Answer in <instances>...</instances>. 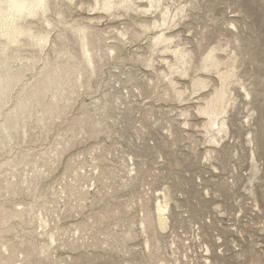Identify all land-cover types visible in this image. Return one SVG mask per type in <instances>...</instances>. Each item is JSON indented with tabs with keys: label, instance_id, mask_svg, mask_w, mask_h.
<instances>
[{
	"label": "rangeland",
	"instance_id": "374dc122",
	"mask_svg": "<svg viewBox=\"0 0 264 264\" xmlns=\"http://www.w3.org/2000/svg\"><path fill=\"white\" fill-rule=\"evenodd\" d=\"M174 2L175 7L171 8L173 12H178L177 6L180 8L188 2L192 3V7H188L187 18L178 26L170 24L174 26L173 29L166 31L171 36V49L154 54L149 47L155 33L168 26L152 29L138 37L137 33L142 32L139 21L147 20L152 25L155 18L162 20V9L150 10L146 3V15L142 9L122 17L104 13L99 29L102 33L106 32L103 33L106 44H115L117 39H122L118 28L127 27L128 31L127 38H124L125 44L118 55H114V61L101 63L104 66L101 65L102 70L92 77L91 88L75 87L70 88L69 93L65 92L67 98L77 100L67 117L56 119L55 115L46 116L49 118L48 126H44L45 123L39 125L36 118L41 116V108H38L27 120L28 134L22 145L13 141L12 152H7L5 146L8 141L2 140L5 145L1 146L3 150L0 151V179L9 180L15 173L17 178L14 181L23 180L25 193L11 202H7L9 198L0 201L12 207L17 204L19 209L21 206L33 207L34 211L28 219L31 220L33 216L36 219V222L32 219L31 225L16 221L18 236L35 242L37 240L43 246L48 239L47 234L57 227L59 238L53 246L51 244L52 261L43 259L45 264H160V258L166 264H264V0H169L167 3L173 5ZM86 5L71 4L74 10L72 17L76 18H73L74 21L80 20L79 16L82 19L95 15L89 4ZM43 20L33 21L38 23L39 28L41 24L44 28ZM61 32L58 29L52 36ZM67 33L75 41L71 29H67ZM218 47L222 50L216 54L224 58L226 63L232 60L231 57L236 58L240 83L233 85L237 107L227 117L231 123V136L226 144L221 145L223 147H219L221 152L210 159V153H207L210 140L203 133L200 121L205 117L199 115L198 107L205 103V98L216 90L219 83L217 74L205 73L199 67L205 56ZM33 48L39 52V47ZM25 49L31 50L29 47ZM180 49L193 52V71L186 77L175 75L179 79L178 88L185 92L182 100L175 101L164 97L165 85L154 87L152 84L153 88L151 83L163 78L162 72H170L164 60L175 62L177 56L174 53ZM104 51L108 50L104 48ZM147 60H153V63H147ZM16 66L20 68L21 65ZM222 69L225 70L226 66H222ZM199 74L208 76L212 84L196 93L193 80ZM25 75L24 83L13 92V100L6 106V114L17 104L23 88L39 78L36 71L26 72ZM154 78H157L156 81ZM164 80L167 83V79ZM74 91L77 93L72 95ZM188 106L192 115L188 117L189 124L183 115ZM83 114L91 116V124L80 134L74 133L71 129L75 130L76 119L82 120ZM251 118V128L241 130L238 127ZM94 119L104 122L97 125L101 131L92 124ZM3 121L4 118H1L0 124ZM253 136L257 137L254 144L251 141ZM65 145L67 150L60 162H56L58 152L54 151L55 148ZM249 148L255 149V160L260 170L254 184ZM23 154L36 155L37 160L42 159L41 164L34 167L33 164L20 161L19 155L22 157ZM102 156L105 160H102L100 170L95 159ZM13 167L17 168L16 172ZM36 169L43 176L38 175ZM102 171H106V175L109 173V181ZM112 171L114 177L110 176ZM78 176L83 177L78 180ZM35 182H38L37 192L32 194ZM69 182L72 186L75 184L76 192H79L78 189L88 192L83 202L85 207L80 208L78 213L71 209V206H77L78 199L74 197V201L71 196ZM77 184L80 185L77 187ZM125 184L129 187L125 188ZM252 188L255 195L250 191ZM147 196H150L154 206L169 202L171 208L167 214V228L162 230L156 224L160 237V258L154 255L156 245H147L148 234L144 233L140 224ZM36 208L41 209L40 213ZM113 209H121L126 214L111 217ZM38 219H48V227H40L42 221L40 223ZM87 222L90 226L81 231L82 225ZM112 231L114 235L110 238L108 236ZM130 232L133 238L124 242V236ZM107 237L110 238L109 243ZM76 241L82 243L81 247L71 245ZM207 248L209 253L206 252Z\"/></svg>",
	"mask_w": 264,
	"mask_h": 264
},
{
	"label": "bare ground",
	"instance_id": "6f19581e",
	"mask_svg": "<svg viewBox=\"0 0 264 264\" xmlns=\"http://www.w3.org/2000/svg\"><path fill=\"white\" fill-rule=\"evenodd\" d=\"M167 2H169V0H89V2H86L85 0H0V57L2 58L0 60V119L4 118V121L0 124V151L3 150L1 149V146L5 145L3 142L4 140L10 142V143L7 142L6 143L7 146H5L8 149V150H5L7 152L9 151L12 152L13 145L11 144H13L12 143L13 141H15L17 145H20L22 142L24 143L26 135L28 134L27 120H29L30 116L34 115V111L37 110L38 108H41V110H39V113L41 114V116L36 118V122L39 125L41 123L42 124L45 123L44 126H48L47 124V121H49L48 117H53L54 115L56 116V119H59V117H63V118L67 117L69 110L73 109L74 105L77 103V100L72 97L67 98L68 95L65 94V92L69 93V89L75 88V87L78 89L86 88V87L91 88L92 87L91 86L92 77L97 75L98 72L102 70V66H104L101 63L102 62L108 63L114 58V55H118L123 45L125 44L124 38H127L128 36L127 27H124L121 30L119 28L117 29L119 35L122 37V39L120 40L117 39L119 43L117 42L115 44L113 43L106 44L105 42L106 39L103 36V33L105 34L106 32L102 33V31L99 29V23L104 18L105 14L111 13L112 16L122 17L124 15H130L131 12L138 13L140 9L145 10V8L147 7L145 6L146 3H148L150 10L151 9H162V15H163L162 20L161 19L158 20V17H157L154 19L152 25H151L152 22H149L147 20L139 21V26L141 27L142 32L137 33V35L138 37H141V35L146 34L152 29H160V28H164L165 26H168L167 29L155 33L154 40L152 44L150 45L149 49L151 50L153 54L158 51L166 52L170 50L171 49L170 47L171 46V43H170L171 36L169 37L166 31L172 30L174 26H178L183 19L188 17V14H187L189 11L188 7L189 6L192 7V3L188 2V4H185L184 6H180V8L179 6H177L178 12H173L171 8L173 6L175 7L176 2H174L173 5H170ZM71 4L81 5V6H87L86 4H89L91 12H95V15L91 14L90 16H86L85 18H82V19L79 18L80 17L79 16L78 19L80 20L74 21L73 20L74 17H72L74 10L72 9ZM57 7L59 10L57 9ZM147 13L148 11L146 10L145 12H143V14L145 15ZM42 19H45L43 20L44 21L43 24L45 25L46 28L45 27L43 28L42 24L39 28L38 23L34 22L35 20L40 22L42 21ZM161 21H162V24H161ZM136 23H138V21ZM170 24H173L174 26L171 27ZM58 29H61L62 32L60 34H57V36L53 37L52 36L53 32L57 31ZM67 29H71L72 33L75 35V41H72L71 38L68 36L69 34L67 33ZM33 46L39 47L38 53H37V50H34ZM28 47L33 51L25 49ZM104 48H106L108 51H104ZM221 50H222L221 47L220 49L219 47L217 49H213L209 54H207V56H205V58L202 61L201 66L199 67L200 71H204L205 73L217 74L218 83H219V86L216 88V90L211 95H209L207 98H205V103L201 106L199 105L198 107L199 115L202 117H205V119L204 118L200 119V121L202 120V125L204 129L203 133L210 140L208 143L210 145L208 147L209 152H207V153H210L209 154L210 159H213L214 157H216L217 154L221 152V149H219V147L223 143L226 144L227 139H229L230 138L229 136H231V123L229 121V118L227 117H229V115L237 107V99L235 98V94L233 93V89H232L233 85H235L236 83L238 84L240 83L238 81L236 58L231 57L232 60L229 63L227 62L228 63L227 64L224 58H221L218 54H216L217 51H221ZM51 54H54L55 56L52 57ZM174 54L177 56L175 62L164 60L166 64L169 66L170 72L168 74L162 72L163 78H158V79L156 78L157 83L156 82L151 83V86L153 87L154 85V87H157V86L161 87L162 85H165L163 87L165 89L164 97L170 98L171 100L179 101L183 99L185 92L178 88L179 79H177L175 75H178L179 77L190 76L191 71H193L191 70V67H192L193 60H194V54L192 51L188 49H180L176 51ZM117 58H120V57L118 56ZM117 58L115 57L116 60H118ZM147 63H153V60L152 61L147 60ZM17 64L21 65L20 68L16 66ZM222 66H226V69L221 70ZM31 71H36L37 76L39 78L33 84H30L28 87L23 88V90L21 91V94L19 95V98L17 99V104L8 114H6L5 109H6V106L10 103V101L13 100V96H12L13 92H15L18 89V87L22 83H24V80L27 77V75H25L26 72L29 73ZM164 79H167L168 84L165 82ZM193 82H194V87L197 89L195 91L196 93L197 92L200 93L202 89L209 88L212 84V80L209 79L208 76H204L202 74H199L193 80ZM151 86L149 87L151 88ZM74 92L75 93H73L72 95L77 93L76 91ZM120 98H122V95H120ZM63 100H66V101H63ZM87 104L89 106V103ZM105 106H107V104H105ZM111 107L113 108V106ZM188 108L189 106L186 107L184 114H183L184 116L187 117V121H186L187 124H189L188 117L190 118L192 116ZM111 110L112 109H110V111ZM84 112L85 111H83V113ZM149 114H151V111ZM102 115L103 114H101L100 116ZM82 117H84L82 120L78 118L76 119L77 121L75 123L76 128L74 127L75 130H73V128L71 129V131H73L74 133L76 132L77 134H80L82 131L86 130L88 126L91 124V121H92L91 116H89L90 117L89 118L88 115L83 114ZM252 121H253V118H251V120L241 123V125L238 127L241 130L251 128ZM102 122H101V119L100 120L94 119L92 124L96 127L97 125L102 124ZM49 125L53 126L52 124H49ZM93 130L97 131V129H93ZM99 131H101V129ZM137 135L139 136L140 134L138 133ZM63 137H61V140ZM256 139L257 137H254L251 140L252 144H254V141H256ZM68 140L66 142L69 143V145L71 144L72 146V143ZM59 145H62V143H60ZM66 150H67V145L63 146L62 148H58V146L55 148L54 151L58 152V155L56 154V157H57L56 158L57 161L55 160L56 162L58 161L60 162ZM249 151L251 153L252 163H253L252 167L254 169V179L252 180V183L254 184L258 180L257 176L260 170L255 160L256 159L255 149L249 148ZM19 156H20V161H25L31 165L33 164L34 167L35 165L36 167H38L41 164L40 161L42 159L37 160L36 155L35 157L34 155L32 157L28 154L27 155L23 154L22 157L21 155ZM30 157H32V159ZM46 159L48 160V158ZM50 159H52V157ZM102 160H105V157L104 159H103V156L102 158L97 157L95 159V161H98L97 168L101 167L100 165H101ZM79 164H83V163L79 162ZM53 165H54V162H53ZM58 166H59V163H58ZM16 169L17 168L14 169L15 172H16ZM55 169H56V166H55ZM5 171L6 170H4L3 172ZM76 171L78 170L76 169ZM36 172L38 175L40 176L42 175V173H40L41 171L39 172L37 170ZM79 172L80 171H78V173ZM102 172L101 173L103 176L106 175V171H102ZM113 172L114 171L110 172V176L112 177H114L112 175ZM11 173H13V171ZM85 173H88V172H85ZM30 176H31V173H30ZM80 177L81 176L77 177L78 180ZM10 178L9 180L4 179L5 181L3 180L1 181L0 179V199L9 198V201L7 200V202H11L16 197L21 196L22 193H25L22 187L23 180H21L20 182L14 181V179L17 178L15 173L14 175H11ZM40 178L42 179V177ZM86 179L84 181H86ZM110 179L111 178L109 177V173H108V175H106V180L109 181ZM147 179L148 178H146V181ZM73 181L76 183V180L74 178H73ZM30 182H32L31 179H30ZM38 182H35V184L33 183L34 189L32 191V194L35 193L37 186H38ZM79 182L77 181V183ZM125 183L127 182L125 181ZM148 183H149V180H148ZM28 184H32V183H28ZM68 185L69 187H71L70 188L71 196L73 198L77 197V199L79 200V201L77 200V206L72 207L70 205L71 209H73V212L78 213L77 211L80 208H83L84 206L83 202L86 200L85 197L88 196V192L84 191L83 189L81 190L78 189L79 192L77 191L78 192L77 193L75 190L76 188L75 184L74 186H72L73 184L72 183L70 184L69 182ZM78 185L80 184H77L76 186L78 187ZM127 187L129 186L127 185L125 188ZM250 191L252 192L253 195H255V190L253 188ZM29 193L31 192L29 191ZM25 196H27V194H25ZM55 201L56 199H54V202ZM74 201H75V198H74ZM81 201H82V204H81ZM150 201H151L150 196L149 197L147 196V199L146 198L144 199V205H143L144 215L140 220V224H141V227L144 233L148 234V238H146L147 245L148 246H150L151 244L156 245V251L154 255L160 258V256H158L160 255V250H161L160 237L157 233L156 224L158 228L160 227L162 230L167 228V221H168L167 214L170 212L171 208H170L169 202H166L164 204H157L156 206H154L152 204L153 202L151 203ZM22 205H26V204H22ZM21 207L22 208L19 209L17 204L16 206L12 207L10 205H7V203L0 201V264H45L43 262V259L44 261L46 259L51 262L52 261L51 244L53 246L54 245L53 243H55L57 239L59 238L57 237V234H56L57 227L55 225H54L55 228L52 226L53 229L51 228L52 230L47 234L48 239L46 240V243L43 246H40L37 243V240L35 242L32 240H28L29 238H27L26 240L24 237L18 236L17 224H15V222L20 221L21 223H23V225L24 223L25 225L29 223L31 225L32 219L34 218L33 216L31 220L28 219V217H30V214H32L31 212L34 211L32 210L33 207L32 209L29 206H25L24 208L23 206ZM36 209H37L36 211H39L38 213H40V210L43 209V207L41 209L39 208H36ZM47 212L45 214H48ZM80 212L81 211H79V213ZM124 213L125 211H122L121 209L120 210L113 209V211H111V215H110V212L108 215L112 217V215L113 216L122 215ZM99 220L102 223V220L101 219ZM40 221H42V223ZM34 222H36V219L34 220ZM38 222L41 223L40 227H42L43 229H46L48 227V219L47 221H45V219L44 220L38 219ZM88 222L82 225L81 231L88 229V227L90 226ZM51 223H53V221ZM107 234L109 235V233ZM95 235L97 234L95 233ZM103 235L105 234L103 233ZM113 235L114 234L112 231V233H110V236L108 237L111 238L113 237ZM108 237H107V241L109 243L110 238ZM105 238H104V241H105ZM132 238H133V235L130 232L124 236L123 241L125 242V240L132 239ZM61 241H58V243H60ZM84 242H83V245H84ZM81 244H78L76 241L71 245L75 248L76 247L78 248V247H81ZM65 245L67 246V243ZM209 251H210L209 248H207L206 252L209 253ZM159 261H160V264H166L164 259L160 258Z\"/></svg>",
	"mask_w": 264,
	"mask_h": 264
}]
</instances>
